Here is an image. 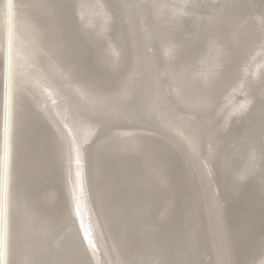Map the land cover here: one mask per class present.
Segmentation results:
<instances>
[{
    "label": "bare ground",
    "instance_id": "obj_1",
    "mask_svg": "<svg viewBox=\"0 0 264 264\" xmlns=\"http://www.w3.org/2000/svg\"><path fill=\"white\" fill-rule=\"evenodd\" d=\"M2 230V264H264V0H0Z\"/></svg>",
    "mask_w": 264,
    "mask_h": 264
},
{
    "label": "water",
    "instance_id": "obj_2",
    "mask_svg": "<svg viewBox=\"0 0 264 264\" xmlns=\"http://www.w3.org/2000/svg\"><path fill=\"white\" fill-rule=\"evenodd\" d=\"M7 67H6V71H7V86H6V90L8 89V71H9V48L7 49ZM7 93V91H6ZM7 136V95H6V126H5V138ZM5 154H6V150H5ZM170 157V156H169ZM89 158H91V156H89ZM107 160H109L108 158H106ZM91 162V160H90ZM108 162V161H107ZM106 162V163H107ZM103 175V174H102ZM4 200H5V160H4V175H3V182H2V211H4ZM70 234V233H69ZM78 238L80 237V240H81V234H80V231L78 230L76 233H75ZM0 264H2V260H3V230H2V243H1V247H0ZM118 264H119V259H118Z\"/></svg>",
    "mask_w": 264,
    "mask_h": 264
},
{
    "label": "rangeland",
    "instance_id": "obj_3",
    "mask_svg": "<svg viewBox=\"0 0 264 264\" xmlns=\"http://www.w3.org/2000/svg\"><path fill=\"white\" fill-rule=\"evenodd\" d=\"M259 127H260V131H262V127H261V125H259ZM229 160V159H228ZM228 168H229V166H227ZM233 168H231V170H232Z\"/></svg>",
    "mask_w": 264,
    "mask_h": 264
}]
</instances>
